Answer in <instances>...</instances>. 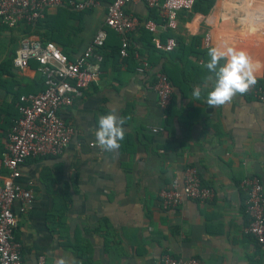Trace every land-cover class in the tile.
Instances as JSON below:
<instances>
[{"label":"crops","instance_id":"crops-1","mask_svg":"<svg viewBox=\"0 0 264 264\" xmlns=\"http://www.w3.org/2000/svg\"><path fill=\"white\" fill-rule=\"evenodd\" d=\"M106 8L107 0L81 11L49 8L33 28L0 26V64L14 57L28 34L54 41L70 58L100 28L110 39L118 38L104 23ZM126 11L139 21L129 34L132 57L113 58L111 47H103L97 83L60 111L76 135L62 154L29 158L21 166L19 181L35 196L23 212L14 206V238L21 243L23 261L37 264L43 256L46 264H160L161 255L170 253L196 257L199 264H264L259 245L244 230L249 221L244 180L255 176L264 185V103L237 94L223 106L209 107L206 97L215 74L205 68L210 57L199 52L223 45L244 51L260 82L264 6L256 0H214L205 13L195 7L181 12L175 30L160 29L162 40L165 34L176 35L186 44L170 52L146 42L151 34L142 22L156 15L154 9L136 2ZM205 33L210 46L204 44ZM196 35L201 45H189ZM141 59L149 61L152 71H166L175 83L165 117L151 87L153 73L136 71ZM35 67L20 75L15 71L19 84H11L12 90L0 88V184L7 175L1 159L7 131L17 113L13 91L37 89L41 75ZM197 86L199 100L192 96ZM109 113L124 120L125 137L113 152L95 141L99 118ZM158 126L163 131L152 130ZM188 166L215 189L213 199H184L175 210L163 209L159 191L174 179L182 181Z\"/></svg>","mask_w":264,"mask_h":264},{"label":"built area","instance_id":"built-area-1","mask_svg":"<svg viewBox=\"0 0 264 264\" xmlns=\"http://www.w3.org/2000/svg\"><path fill=\"white\" fill-rule=\"evenodd\" d=\"M101 0H0V26L11 29L17 26L34 27L46 14L47 9L66 6L74 10L95 7ZM264 6V0H256ZM142 2L154 9L159 21L146 18L142 25L151 34V42L156 50L172 51L177 43L174 37L164 41L160 29L175 30L179 14L193 10L196 0H107L104 23L118 34L121 58L128 55L129 34L139 25L137 17L126 11L131 3ZM107 32L100 28L85 48L74 58H70L61 47L51 40L25 35L12 59L14 70L20 75L25 69L34 68L42 78L43 89L35 93L22 94L17 104L18 117L7 131V145L2 155V163L7 170L4 182L0 184V264H26L21 255V243L14 238L17 216L14 206L23 212L34 201L31 187L20 183L21 166L29 158L37 156H57L63 153L76 135V128L67 123L60 111L72 104L73 97L97 83L103 67L101 52ZM210 35L205 33L204 44L210 46ZM146 59L139 60L136 71L142 75L152 72V89L157 95V103L165 117L174 86L163 71H152ZM253 99L264 103V83L257 81L248 93ZM165 113V114H164ZM163 131L162 126L152 128ZM93 145V143H90ZM247 189L245 212L249 217L244 230L259 245L264 255V185L259 178L252 176L244 180ZM161 206L165 210H175L184 199L201 202L210 201L215 189L204 184L198 169L188 166L182 181L174 179L159 193ZM160 264H199L196 257H177L164 253ZM37 264H46L43 256Z\"/></svg>","mask_w":264,"mask_h":264},{"label":"clouds","instance_id":"clouds-1","mask_svg":"<svg viewBox=\"0 0 264 264\" xmlns=\"http://www.w3.org/2000/svg\"><path fill=\"white\" fill-rule=\"evenodd\" d=\"M209 61L205 68L215 74V83L208 91L206 103L209 107L225 105L237 95H246L257 83L254 75L256 66L250 56L226 45L215 46L209 49ZM221 61H224L221 64ZM192 96L199 100L201 89L199 86L192 91ZM124 120L114 113L102 115L98 121V130L95 132V141L103 150L113 152L119 149L120 141L125 137ZM58 264H63L59 261Z\"/></svg>","mask_w":264,"mask_h":264},{"label":"trees","instance_id":"trees-1","mask_svg":"<svg viewBox=\"0 0 264 264\" xmlns=\"http://www.w3.org/2000/svg\"><path fill=\"white\" fill-rule=\"evenodd\" d=\"M213 2H214V0H196V4H195L194 7H195L196 10L205 13L211 8V6L213 5ZM153 18L156 19V20L158 19L157 15H155V14H154ZM168 36H169L168 34L163 35V37H162L163 40H165ZM173 37L175 38L177 46L179 48H181V49L185 48L184 45H186V44H185L184 40L181 39V37L176 36V35H173ZM200 40H201L200 36H198V35L193 36L192 39H191V42L189 43V45H201L200 44ZM146 42H147L149 47L154 49L153 43L151 42V35L146 38ZM107 45H109L111 47L112 57L113 58L120 57V54H119L120 39H119V37L110 39V37H108V35H107V38L105 39L103 47H105ZM208 51H209V49L204 48V49H200L199 52H201L206 57V56H208ZM128 57H132V49L130 47L128 48V55L126 57H124V58L128 59ZM12 59L11 60H5L4 62H2L0 64V88H3L4 90H7V91L12 90V86H10L11 84L12 85L19 84L18 80L16 79V75L17 74H16V72L14 70ZM103 63H104V61H103ZM34 64L36 65L35 62L31 61V66H34ZM163 72L167 74V76L169 77V79L171 80V82H172V84L174 86L175 83L173 82L171 77L168 75V73L166 71H164V70H163ZM3 74H6L10 78L9 79L8 78H3L2 77ZM259 80L262 83L264 82V78L263 79H259ZM35 85H36L37 89L34 90V92H32V93L38 92V91L43 89L42 78H41V80H36ZM13 92H14V95H15V101L17 102L16 103V109H17V104H18V101H19V97L23 93H29V92H26V91H24L22 89L15 90ZM18 115L19 114H18V110H17V113L12 118V120L10 122V125L18 117ZM1 159H2V157H1Z\"/></svg>","mask_w":264,"mask_h":264}]
</instances>
